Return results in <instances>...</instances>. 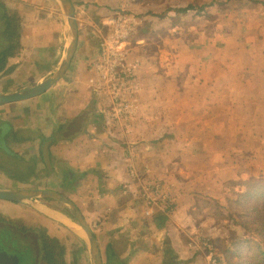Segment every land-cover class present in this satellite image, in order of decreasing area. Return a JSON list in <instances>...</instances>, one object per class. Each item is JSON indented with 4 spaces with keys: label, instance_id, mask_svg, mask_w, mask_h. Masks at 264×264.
<instances>
[{
    "label": "crops",
    "instance_id": "0c3cea01",
    "mask_svg": "<svg viewBox=\"0 0 264 264\" xmlns=\"http://www.w3.org/2000/svg\"><path fill=\"white\" fill-rule=\"evenodd\" d=\"M71 2L78 45L64 77L39 97L0 105V189L43 188L67 197L93 231L105 264L107 253L113 264H167V257L210 264L212 250L204 245H212L217 227L213 216L199 213L200 204L221 207L220 189L232 179L237 157L264 164V12L237 14L247 41L241 51L237 41L226 47L217 39L220 45L206 48L209 58L196 63L175 56L174 45L147 46L141 39L119 70L134 78L124 93L130 108L118 118L114 95L101 91L93 74L110 21L126 12L135 14L127 17L136 25L163 26L159 21L175 16L169 9L176 1ZM2 28L19 49L5 59L0 93L31 89L63 62L69 31L57 0H0ZM233 49L237 55L229 58ZM0 217L55 242L58 264H92L84 233L59 201L0 200Z\"/></svg>",
    "mask_w": 264,
    "mask_h": 264
},
{
    "label": "rangeland",
    "instance_id": "374dc122",
    "mask_svg": "<svg viewBox=\"0 0 264 264\" xmlns=\"http://www.w3.org/2000/svg\"><path fill=\"white\" fill-rule=\"evenodd\" d=\"M140 2L150 3L152 6H161L166 0H139ZM176 1L175 8H170L169 11L174 12L175 16L170 17L167 21H159L158 25L165 23L163 26H156L152 23L144 25V21L136 25L132 35L128 37L124 43V52L128 50H135L137 43L143 39L147 46L154 44H160L163 48H167L170 45L176 46L173 54L175 56L188 55L195 62L200 59H207L210 56V51H207V47L213 49L217 43V39H223V44L228 47L232 46L231 41H237L234 43V47L237 46V51H241L240 42H247L242 33L239 25L238 13L246 14V8L252 11L254 14H262L264 12V0H173ZM251 4V6H249ZM250 7V8H249ZM156 8V7H155ZM161 11V9H160ZM236 13V18L233 15ZM128 16V13L125 12ZM135 14L133 13V16ZM132 16V17H133ZM155 16V15H154ZM153 16V17H154ZM160 20V18H159ZM166 20V19H164ZM157 23V22H155ZM173 26V27H172ZM175 28L174 34H168V28ZM158 29V30H157ZM222 29L223 36H220ZM224 29V30H223ZM239 29V30H238ZM238 30V31H237ZM167 31V32H165ZM240 31V32H239ZM175 41V42H173ZM173 43V44H172ZM240 43V44H239ZM190 44L191 52H184L183 45ZM231 44V45H230ZM244 47V46H243ZM129 51V53L131 52ZM227 51V49H226ZM147 53V52H146ZM145 53V54H146ZM237 52L233 49L229 58L235 57ZM151 54V52L147 53ZM254 54V52H253ZM244 60H247L245 58ZM196 63V62H195ZM194 64L193 66H197ZM246 158L240 156L237 157L232 179L224 180L223 186L220 189L222 192V204L217 202H204L200 204L199 213H208L209 216H213L216 221L217 238L212 241V245L205 244V252L211 251L212 255L210 264H226L224 249L232 247V243L237 242V239L248 238V233L241 227L240 220L228 211L225 195L231 196L230 184L246 183L252 179V173L256 169L257 171L264 172V164H257L256 167L249 166ZM252 163V162H251ZM43 189V188H41ZM236 189L240 192L245 191L244 185H238ZM3 219L0 218V229L3 228ZM7 228V227H6ZM5 229V226L3 230ZM24 229V227H22ZM28 229V228H26ZM253 240V239H252ZM251 243V241H250ZM252 245V244H251ZM250 244H246L245 251L252 248ZM211 249V250H210ZM207 250V251H206ZM216 260V261H215Z\"/></svg>",
    "mask_w": 264,
    "mask_h": 264
},
{
    "label": "trees",
    "instance_id": "16d2710c",
    "mask_svg": "<svg viewBox=\"0 0 264 264\" xmlns=\"http://www.w3.org/2000/svg\"><path fill=\"white\" fill-rule=\"evenodd\" d=\"M0 30V48L3 45H7L5 52L0 53V56L3 58V62L0 64V71H2L7 60L6 58L18 51L19 43H17L15 37L6 28ZM6 41L8 44H6ZM238 185H244L245 191H238L236 189ZM230 190L231 196H224L228 211L240 220L241 227L248 233L249 237L237 239V242L232 243L235 246L234 249L232 247L224 249L225 263L264 264V172H259L255 169L251 180L241 184L232 183L230 184ZM157 219H159L160 224L166 220L164 217H158ZM42 242V245L46 249V257L43 264H53V262L54 264H58L57 259L59 254H56L55 259L53 250L55 249L56 251L57 249L55 242H52L53 244H46L44 240ZM246 244H252V248L250 249L249 247L248 251L244 250ZM49 254L50 257L48 258ZM114 258L111 254L107 253L106 264H113L112 260ZM166 262L167 264H179V261L173 257H167Z\"/></svg>",
    "mask_w": 264,
    "mask_h": 264
},
{
    "label": "water",
    "instance_id": "95a60500",
    "mask_svg": "<svg viewBox=\"0 0 264 264\" xmlns=\"http://www.w3.org/2000/svg\"><path fill=\"white\" fill-rule=\"evenodd\" d=\"M57 1L61 7L63 14L65 15L66 23L69 31L68 33L69 38H68L66 53L63 62L58 67L56 72L53 75H51L46 81L31 89L20 92H13V93H0V105L24 102L39 97L45 92H47L54 84L59 82L68 71L71 62L74 58L75 52L77 50L78 26H77V21L75 19L74 5L71 2V0H57ZM14 170H16L18 173L21 172L19 169H14ZM0 200L9 201L13 203H26L33 200L59 201L60 203H62L71 210V212L75 216L81 228V231L84 233L91 254L92 264H105L103 260V256L98 248V244L95 235L93 234V231L87 224L86 220L83 218L77 206L67 197L48 189H33V190L0 189ZM0 259H4L5 261L8 262L11 261L17 262L16 259L10 258L5 254H0Z\"/></svg>",
    "mask_w": 264,
    "mask_h": 264
},
{
    "label": "built area",
    "instance_id": "2783aa9c",
    "mask_svg": "<svg viewBox=\"0 0 264 264\" xmlns=\"http://www.w3.org/2000/svg\"><path fill=\"white\" fill-rule=\"evenodd\" d=\"M109 26L112 33L104 38L99 61L93 66V74L100 90L111 92L114 95L115 105H112V109H114L115 115L121 118L130 108L124 93L129 91L134 77L130 71L121 73L119 70L122 68V62L125 61L126 56L123 45L135 30L136 19L119 13V16H114L111 19ZM217 264L219 263L217 262Z\"/></svg>",
    "mask_w": 264,
    "mask_h": 264
},
{
    "label": "flooded vegetation",
    "instance_id": "af4514ba",
    "mask_svg": "<svg viewBox=\"0 0 264 264\" xmlns=\"http://www.w3.org/2000/svg\"><path fill=\"white\" fill-rule=\"evenodd\" d=\"M3 219V228L0 229V254L14 258L17 262H8L0 259V264H43L46 257L45 246L38 232L26 228L22 229L19 224ZM7 227V228H6ZM15 240V243H10ZM10 243V244H9ZM50 254L48 255V258ZM41 260V262H40Z\"/></svg>",
    "mask_w": 264,
    "mask_h": 264
}]
</instances>
